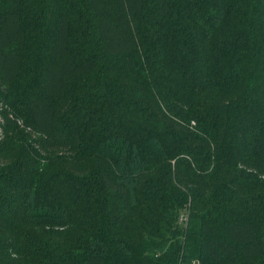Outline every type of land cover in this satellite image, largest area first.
<instances>
[{
    "label": "trees",
    "instance_id": "16d2710c",
    "mask_svg": "<svg viewBox=\"0 0 264 264\" xmlns=\"http://www.w3.org/2000/svg\"><path fill=\"white\" fill-rule=\"evenodd\" d=\"M0 117V264H264V0H0Z\"/></svg>",
    "mask_w": 264,
    "mask_h": 264
},
{
    "label": "built area",
    "instance_id": "2783aa9c",
    "mask_svg": "<svg viewBox=\"0 0 264 264\" xmlns=\"http://www.w3.org/2000/svg\"><path fill=\"white\" fill-rule=\"evenodd\" d=\"M188 220V217L187 215L185 214H182L181 217H180V222L184 223ZM194 264H199L198 262H194Z\"/></svg>",
    "mask_w": 264,
    "mask_h": 264
},
{
    "label": "rangeland",
    "instance_id": "374dc122",
    "mask_svg": "<svg viewBox=\"0 0 264 264\" xmlns=\"http://www.w3.org/2000/svg\"><path fill=\"white\" fill-rule=\"evenodd\" d=\"M0 122H2V118L1 117H0ZM2 131H3V129L0 128V134L2 133Z\"/></svg>",
    "mask_w": 264,
    "mask_h": 264
}]
</instances>
